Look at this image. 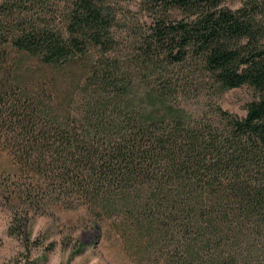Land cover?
I'll return each mask as SVG.
<instances>
[{
  "label": "trees",
  "instance_id": "1",
  "mask_svg": "<svg viewBox=\"0 0 264 264\" xmlns=\"http://www.w3.org/2000/svg\"><path fill=\"white\" fill-rule=\"evenodd\" d=\"M222 1L144 0L128 59L112 0H0V144L18 190L133 211L171 247L165 264H264V6ZM63 79L77 101L57 117L47 91ZM195 79L258 97L243 118L190 117L174 101Z\"/></svg>",
  "mask_w": 264,
  "mask_h": 264
},
{
  "label": "rangeland",
  "instance_id": "2",
  "mask_svg": "<svg viewBox=\"0 0 264 264\" xmlns=\"http://www.w3.org/2000/svg\"><path fill=\"white\" fill-rule=\"evenodd\" d=\"M117 15L114 35L117 49L125 58L132 57L139 35L150 25L144 0H112ZM246 0H223L222 6L237 10ZM264 6V0H254ZM182 15L178 12V18ZM39 76V75H37ZM202 84H200V83ZM49 88L55 112L61 117L66 109L76 107L77 94L66 80ZM192 88L177 96L174 104L190 117L206 116L217 120L221 108L238 118L246 115V105L258 97L248 86L218 95L205 81L195 79ZM80 86H84L81 84ZM20 171L10 148L0 144V264H165L171 247L149 238L135 226L129 215L98 213L70 201L66 208L57 196L37 197L34 202L20 192Z\"/></svg>",
  "mask_w": 264,
  "mask_h": 264
}]
</instances>
